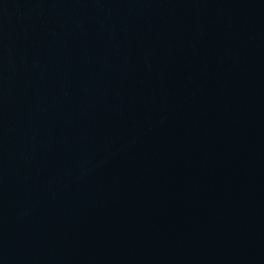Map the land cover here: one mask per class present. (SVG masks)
I'll return each instance as SVG.
<instances>
[{"label":"water","instance_id":"95a60500","mask_svg":"<svg viewBox=\"0 0 264 264\" xmlns=\"http://www.w3.org/2000/svg\"><path fill=\"white\" fill-rule=\"evenodd\" d=\"M0 264H264V0H0Z\"/></svg>","mask_w":264,"mask_h":264}]
</instances>
